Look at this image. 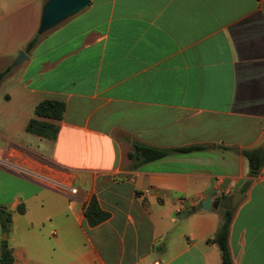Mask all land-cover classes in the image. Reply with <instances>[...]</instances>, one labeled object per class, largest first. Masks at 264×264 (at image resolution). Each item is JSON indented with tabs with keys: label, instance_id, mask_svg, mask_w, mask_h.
Here are the masks:
<instances>
[{
	"label": "crops",
	"instance_id": "0c3cea01",
	"mask_svg": "<svg viewBox=\"0 0 264 264\" xmlns=\"http://www.w3.org/2000/svg\"><path fill=\"white\" fill-rule=\"evenodd\" d=\"M46 1L0 0L13 264H222L209 239L236 191L234 264H264V166L246 189L243 154L264 146V0H91L27 52ZM43 100L66 104L61 120L39 117L54 139L27 130ZM135 141L205 148L132 169ZM94 195L110 216L91 226ZM210 195L219 207L203 210Z\"/></svg>",
	"mask_w": 264,
	"mask_h": 264
},
{
	"label": "trees",
	"instance_id": "16d2710c",
	"mask_svg": "<svg viewBox=\"0 0 264 264\" xmlns=\"http://www.w3.org/2000/svg\"><path fill=\"white\" fill-rule=\"evenodd\" d=\"M39 37L40 33H38L28 43L26 46L27 52L34 48L39 40ZM10 70L11 68H7L5 71L1 72L0 79L7 75ZM65 111L66 104L64 102L57 100H43L37 105L35 110L36 117L29 121L27 130L40 136L54 139L58 135L59 126L50 121L39 119V117L61 120ZM204 148L205 147L203 145L161 148L135 141L133 142L132 149L128 153V157L132 161V169H138L145 163L164 158L173 153H190ZM243 154L249 163V178L245 183L247 189L253 178L261 172L262 167L264 166V149L262 147H258L255 149L243 150ZM222 199L223 203L221 204L220 210H222L223 220L218 231L213 238L209 239V241L219 247L222 253V264H234L230 250L229 235L235 209L231 207V196H224ZM18 211L24 212V205L20 206ZM85 216L91 226H96L106 221L110 214L101 207L97 196L94 195L86 207ZM0 222L4 232H10L12 224V211L7 207H0ZM14 261L15 256L8 239L3 240L0 252V264H13Z\"/></svg>",
	"mask_w": 264,
	"mask_h": 264
},
{
	"label": "water",
	"instance_id": "95a60500",
	"mask_svg": "<svg viewBox=\"0 0 264 264\" xmlns=\"http://www.w3.org/2000/svg\"><path fill=\"white\" fill-rule=\"evenodd\" d=\"M91 0H47L43 6L38 32L44 34L53 30L69 18L75 16L90 4ZM28 58L24 51L19 52L15 64L18 65ZM264 149V146L262 147ZM245 193L236 191L231 198V207L235 209L245 198ZM214 199L216 202L214 203ZM220 197L217 195L208 196L202 203L203 210H211L212 207L218 208ZM194 211H197L195 208ZM8 239V232L4 233L3 240Z\"/></svg>",
	"mask_w": 264,
	"mask_h": 264
},
{
	"label": "rangeland",
	"instance_id": "374dc122",
	"mask_svg": "<svg viewBox=\"0 0 264 264\" xmlns=\"http://www.w3.org/2000/svg\"><path fill=\"white\" fill-rule=\"evenodd\" d=\"M18 56H19V54H18ZM219 212H220V214L222 215V210L219 209ZM9 233H11V229H10V232H8V236H9ZM3 236H4V235H3Z\"/></svg>",
	"mask_w": 264,
	"mask_h": 264
},
{
	"label": "built area",
	"instance_id": "2783aa9c",
	"mask_svg": "<svg viewBox=\"0 0 264 264\" xmlns=\"http://www.w3.org/2000/svg\"><path fill=\"white\" fill-rule=\"evenodd\" d=\"M73 192H75L76 190L75 189H72Z\"/></svg>",
	"mask_w": 264,
	"mask_h": 264
}]
</instances>
